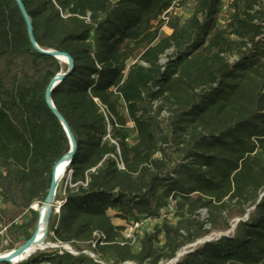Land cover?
Here are the masks:
<instances>
[{"label":"trees","instance_id":"obj_1","mask_svg":"<svg viewBox=\"0 0 264 264\" xmlns=\"http://www.w3.org/2000/svg\"><path fill=\"white\" fill-rule=\"evenodd\" d=\"M21 1L37 47L75 67L39 53L17 1L0 0V254L31 240L71 151L45 100L67 75L51 98L78 149L51 216L57 248L21 264H167L213 234L174 264H264V0H194L168 36L161 17L176 0ZM170 202L175 227L138 252L123 245L129 225Z\"/></svg>","mask_w":264,"mask_h":264},{"label":"water","instance_id":"obj_2","mask_svg":"<svg viewBox=\"0 0 264 264\" xmlns=\"http://www.w3.org/2000/svg\"><path fill=\"white\" fill-rule=\"evenodd\" d=\"M16 1L18 3L19 9H20V11H21L26 23H27L31 42L36 47L37 51L43 55L51 56V57L55 58L57 61L68 66V68H69L68 74H71V72H73L74 67H75V63L71 57H69L66 54H62V53H58V52H56V53L43 52L37 47V45L35 43V39H34V30H33L31 21L27 16L25 7H24L21 0H16ZM62 58L66 59L67 62L66 63L63 62L61 60ZM66 77H67V75H61V76L56 77L51 82V84L49 85V87L47 89L45 100H46L48 107L52 111V113L55 115V117L61 123V125H62V127H63V129H64V131L68 137L70 147H71V151L54 169V174H53L50 190L48 193V197L44 203V205L46 207L39 211L40 217H39V223L37 226L38 232L34 233L31 240L26 245L21 247L20 249H18L16 251L8 252V253L0 254V264H21V263L27 262L28 259H24L20 263H18L17 261L24 258L26 255L31 254V255L35 256L37 253H40L39 246H36L39 231L41 229H44L45 239H47L49 229H50L51 216L53 213V209L55 208V205H57V203H56L57 190H58L60 184L62 183V181L65 179V177L71 178V176H72V173L70 171V167H71L73 159L77 153V149H78L77 142H76L68 124L65 122V120L61 117V115L55 109L53 102H52V98H51L53 91L63 82V80ZM35 211H38V210H35ZM49 249H50V247H49Z\"/></svg>","mask_w":264,"mask_h":264},{"label":"rangeland","instance_id":"obj_3","mask_svg":"<svg viewBox=\"0 0 264 264\" xmlns=\"http://www.w3.org/2000/svg\"><path fill=\"white\" fill-rule=\"evenodd\" d=\"M192 7H193V4L192 3H187L185 6H183V7H180V8H178L177 10H175V12H173V19L174 18H179V19H181L182 21H186L187 19H189L190 18V16H191V14H192ZM161 34H162V36H168V35H170L171 34V30L167 27V28H165L162 32H161ZM165 63V61H164V59H163V61L161 62V64H164ZM163 117L164 118H167L168 116H167V114H163ZM63 182V181H62ZM70 182V177H65V183H64V186H67V184ZM62 184V183H61ZM60 184V185H61ZM56 207H59V205L57 204V205H55ZM175 206H176V204H175ZM32 210H38V206H35V207H33L32 208ZM58 210H56L55 211V213L56 214H58V212H57ZM204 212V211H203ZM181 214V211H179L178 209H174V212H172L171 214H167L164 218H162L161 220H160V222L159 223H156V224H153L149 229H148V231L151 233V232H154V230L156 229V228H158L157 230L158 231H162V227H163V225H171V226H176L180 221H181V218L179 217V215ZM24 217V216H23ZM23 217H21V218H19L15 223H21L22 222V220H23ZM27 217H29V214L28 213H26L25 214V218H27ZM205 220H207V213H205V215L203 216V218H202V216L200 215V218H199V221L200 222H204ZM115 225H117V226H125V223L124 222H122L121 220H119V219H117V220H115ZM235 226H236V224L235 225H233V228H235ZM131 230H133V231H131ZM135 230H137L136 228H134V229H129V231H128V233H129V235H132L133 237H135L136 235V237H137V242L134 244V246L132 247L133 249H134V252H138L139 251V236H138V234L140 233V230L139 231H135ZM5 231L6 230H0V234L1 235H3L4 233H5ZM34 232H35V228L33 229V230H31L28 234H29V236H32L33 234H34ZM229 235V234H228ZM217 236H219L218 234H213L210 238H208V239H206V240H203V241H199V242H197V243H195L194 245H192V246H188V247H186V248H184V249H182L179 253H178V256H177V258L179 257V258H181L182 256H184V255H186V253L188 252V251H191L192 249H195V248H197V247H199V246H201V245H203V244H205V243H207V242H209V241H211V240H213L214 238H216ZM123 238H124V236H123ZM23 242H24V240H21L20 241V244H23ZM122 243H124V241L122 242ZM164 243H165V235L164 234H162V235H160L159 236V242H158V247H162L163 245H164ZM54 246V248H50L51 250H54V249H56V246L55 245H53ZM66 249L67 250H70L69 248H67L66 247ZM3 250H4V252L5 253H8L9 252V250H8V246H7V244L6 243H4L3 244ZM40 253H42V254H45L46 253V251H44V252H40ZM177 258H176V260H177ZM175 263V262H174ZM165 264V263H164ZM167 264H172V263H167Z\"/></svg>","mask_w":264,"mask_h":264},{"label":"built area","instance_id":"obj_4","mask_svg":"<svg viewBox=\"0 0 264 264\" xmlns=\"http://www.w3.org/2000/svg\"><path fill=\"white\" fill-rule=\"evenodd\" d=\"M188 2V3H192L194 0H176L170 10L165 13L162 17H161V21L162 23L164 24V26L162 27L161 29V32L167 28L169 22L173 19V12H175V10H177L178 8H180L181 4L184 3V2ZM235 1L237 0H223V4H224V9L226 10L230 5H232ZM101 112L103 113V115L107 118V110L103 107H101ZM111 132V129L109 128V133ZM108 139L111 141L112 144L116 145V143L114 141L111 140V137L109 136ZM118 155H120L119 153V150H118ZM111 158L115 159L116 162H117V167L119 169V171H125V166L123 164V162L120 160V159H116L114 156H112ZM0 207H1V199H0ZM172 212H174V204L172 202L169 203V206L167 209L163 210L160 212V219L159 220H152V219H144L143 221L139 222V223H134V224H131L127 227L126 231L122 234V236H124V243L123 245H129L131 247L134 246V244L137 242V235L135 237H133L132 235H129L128 231L129 229H134L136 228L137 230L135 231H139L140 230V233L138 234V236L140 237V239L144 238L145 236L147 235H151L153 232H149L148 229L153 225V224H156V223H159L160 220L162 218H164L167 214H171ZM206 212H201L200 215L203 216L205 215ZM133 231V230H131ZM66 251L74 254L71 250H67ZM190 251H188L186 254H189ZM183 257V256H182ZM181 257V258H182ZM180 258L178 257L177 260L173 261L172 264H174V262H177Z\"/></svg>","mask_w":264,"mask_h":264},{"label":"bare ground","instance_id":"obj_5","mask_svg":"<svg viewBox=\"0 0 264 264\" xmlns=\"http://www.w3.org/2000/svg\"><path fill=\"white\" fill-rule=\"evenodd\" d=\"M63 62H67V60L66 59H64V58H62L61 59ZM46 206L45 205H43L42 206V208L41 209H44ZM40 209V210H41ZM39 210V211H40ZM58 212V211H57ZM38 232V227H36V229H35V232L34 233H37ZM36 246H39V248H40V252H44V251H47L48 249H49V247L50 248H54V246L52 245V244H50V243H47V239H45V231H44V229H41L40 231H39V234H38V238H37V242H36ZM33 257V255H26L24 258H22V259H20V260H18L17 262L18 263H20L22 260H24V259H31Z\"/></svg>","mask_w":264,"mask_h":264}]
</instances>
